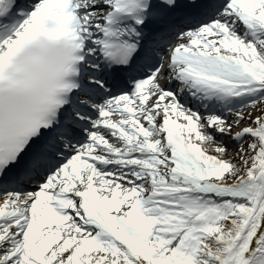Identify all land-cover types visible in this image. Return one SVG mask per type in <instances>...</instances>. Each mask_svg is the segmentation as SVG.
I'll use <instances>...</instances> for the list:
<instances>
[{"label": "snow or ice", "instance_id": "6c2138e0", "mask_svg": "<svg viewBox=\"0 0 264 264\" xmlns=\"http://www.w3.org/2000/svg\"><path fill=\"white\" fill-rule=\"evenodd\" d=\"M0 264H264V0H0Z\"/></svg>", "mask_w": 264, "mask_h": 264}]
</instances>
